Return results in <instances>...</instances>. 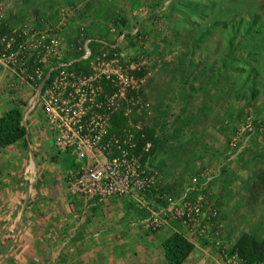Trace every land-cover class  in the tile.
<instances>
[{
    "label": "rangeland",
    "instance_id": "rangeland-1",
    "mask_svg": "<svg viewBox=\"0 0 264 264\" xmlns=\"http://www.w3.org/2000/svg\"><path fill=\"white\" fill-rule=\"evenodd\" d=\"M14 104L27 134L0 149V264H168L174 232L182 264H264L236 247L264 249V0H0V115ZM145 141L140 203L70 193L87 153Z\"/></svg>",
    "mask_w": 264,
    "mask_h": 264
},
{
    "label": "built area",
    "instance_id": "built-area-1",
    "mask_svg": "<svg viewBox=\"0 0 264 264\" xmlns=\"http://www.w3.org/2000/svg\"><path fill=\"white\" fill-rule=\"evenodd\" d=\"M122 38L123 35L120 36V40ZM101 132H90L89 136L91 135L93 142L104 134ZM75 137L81 136L68 130L57 140L63 138L67 145H72ZM131 147L117 144L114 152L107 147L99 148L98 151L95 149L102 155L103 161H99L91 152L87 153L86 157L90 156L94 161L87 166H81L68 178L70 193L84 203L93 199L98 202H107L113 197H129L140 203L153 184L157 170L150 163L151 143L149 141L143 143L140 151ZM157 225L155 223V226Z\"/></svg>",
    "mask_w": 264,
    "mask_h": 264
},
{
    "label": "trees",
    "instance_id": "trees-1",
    "mask_svg": "<svg viewBox=\"0 0 264 264\" xmlns=\"http://www.w3.org/2000/svg\"><path fill=\"white\" fill-rule=\"evenodd\" d=\"M119 22L121 26H126L129 21L127 17H122ZM127 36H131L130 32ZM22 120L23 112L16 104L0 115V149L14 145L26 137L27 130ZM161 246L168 264H182L193 251V245L177 232L168 236ZM236 247L240 255L249 262L261 261L264 258L263 246L251 236L242 235L237 240Z\"/></svg>",
    "mask_w": 264,
    "mask_h": 264
},
{
    "label": "crops",
    "instance_id": "crops-1",
    "mask_svg": "<svg viewBox=\"0 0 264 264\" xmlns=\"http://www.w3.org/2000/svg\"><path fill=\"white\" fill-rule=\"evenodd\" d=\"M68 196H71V195H68ZM128 198L127 197H123V198H117V197H113V198H111L110 199V206H114V207H116V203L119 201V200H123V201H126ZM70 201H71V205H73V206H77V204L79 203L76 199H74L72 196H71V199H70ZM80 201V203L81 204H83V202L81 201V200H79ZM78 202V203H77ZM90 203H94V202H96V200L95 199H93V200H91V201H89ZM84 205V204H83ZM112 206V207H113ZM93 210V209H92ZM100 212V211H99ZM96 215V214H95ZM110 215V214H109ZM33 216H35V214L33 215ZM101 216H102V214H99V215H97V217L95 216V218L96 219H101V220H96L94 223H93V226H96V225H99V223H102V225H101V227H104V229L105 230H103L102 231V233H107V232H111L110 230H106L107 228H105L106 227V225L109 223V219L110 218H108V215L107 216H104L105 217V220H102V218H101ZM22 217H25V216H23V214H20V211H18V213L16 214V216H15V219L16 220H19V219H21ZM24 219V218H23ZM94 228H96V227H91L90 229H91V231H93L94 230ZM51 229H53V228H49V230H47L48 231V234L49 235H51ZM30 234V233H29ZM47 234V235H48ZM48 235V236H49ZM38 240V239H37ZM20 243H21V240H20ZM78 244H80L81 243V241L79 240L78 242H77ZM40 243H37V242H35V243H33V245H34V247L36 246H38ZM78 244H76V248L78 249V250H80V249H82V248H84V246H83V244H80V245H78ZM35 247V248H36ZM37 249H40V246H38L37 247Z\"/></svg>",
    "mask_w": 264,
    "mask_h": 264
}]
</instances>
